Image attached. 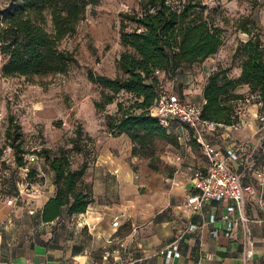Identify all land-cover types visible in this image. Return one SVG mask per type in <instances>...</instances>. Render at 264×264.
Returning a JSON list of instances; mask_svg holds the SVG:
<instances>
[{
    "label": "trees",
    "instance_id": "1",
    "mask_svg": "<svg viewBox=\"0 0 264 264\" xmlns=\"http://www.w3.org/2000/svg\"><path fill=\"white\" fill-rule=\"evenodd\" d=\"M99 2L10 0L0 10V55L5 57L1 75L30 79L65 72L76 57L60 46L61 41L75 34L78 24ZM207 7L203 0H138L136 7L120 12L119 39L124 50L116 59V67L121 75L90 73L89 78L100 87L101 98L94 101L97 110L115 101L120 94L132 99L127 106L122 99L118 101L116 112L106 114L105 119L112 132L129 137L133 152L148 146L155 137L171 138V131L176 127H163L150 113L160 87L167 82L155 70L167 73L166 78L174 80L175 89L184 97L178 87L182 82L181 73L215 57L224 43V29L214 16L204 14ZM235 27L248 38L239 39L230 65L218 66L202 84L200 116L223 126L239 122L244 106L250 101L258 103V112L264 115V38L253 32L255 22L248 18L238 20ZM235 64L240 69L236 76L229 73ZM244 86L247 90L239 91ZM5 138L13 149L9 157L18 166H25V154L33 152L53 171L56 191L42 209V220H53L62 210L69 215L86 211L92 201L91 187L82 179L88 164L83 158L74 165L70 153H80L85 139L92 140L81 126L75 128L70 149L41 146L39 150L26 151L21 146L23 138L18 126L14 130L8 128ZM258 158L262 159V151ZM27 170L26 185L29 186L39 178L33 165ZM18 193L19 190L12 196Z\"/></svg>",
    "mask_w": 264,
    "mask_h": 264
},
{
    "label": "crops",
    "instance_id": "2",
    "mask_svg": "<svg viewBox=\"0 0 264 264\" xmlns=\"http://www.w3.org/2000/svg\"><path fill=\"white\" fill-rule=\"evenodd\" d=\"M200 64L204 79L198 96L191 99L194 101L203 100L205 78L225 63L209 57ZM239 72L238 68L235 76ZM246 90L245 86L239 88ZM251 102L244 106L237 129L225 125L204 133L222 151L245 141L242 156L254 151L258 165L264 161L256 156L262 125L259 105ZM182 136L180 132L178 138ZM97 158L105 161L87 167L82 177L92 190L86 211L69 215L62 210L50 221L42 220L41 214L56 191L54 174L43 159L32 164L39 178L32 182L40 185L37 193L23 192L14 204H7L9 198L0 202V264H264V206L258 204L259 188L249 171L243 182L251 183L254 192L224 221L223 201L206 200L196 212L186 206L194 191L193 171L207 167L205 155L186 167L185 177L176 179L181 199L172 192L149 201L142 180L137 181L125 160L111 152ZM240 161H232L237 172L243 171ZM115 216H119L117 227L112 225ZM175 240L178 255L167 258L159 253Z\"/></svg>",
    "mask_w": 264,
    "mask_h": 264
},
{
    "label": "rangeland",
    "instance_id": "3",
    "mask_svg": "<svg viewBox=\"0 0 264 264\" xmlns=\"http://www.w3.org/2000/svg\"><path fill=\"white\" fill-rule=\"evenodd\" d=\"M137 1L100 0L92 11H88L86 18L78 24L75 34L61 41L60 46L72 51L76 57V61L70 63L63 73L34 76L30 79L23 76H2L1 66L5 57L0 55V202L10 198L17 190L27 192L28 170L25 168L39 161L18 166L12 156L4 154L8 147L13 152L5 138L6 130H14L17 126L22 133L21 146L30 151L39 150L41 146L53 149L64 146L70 149V139L79 125L83 133L89 134L92 140L85 139L80 153L70 152L74 165L85 158L88 167H93L100 160L97 157L111 152L126 161L127 166L136 174L138 182L142 180L145 200H157L172 192L176 199L183 197L182 191H177L176 179L185 177L186 167L193 160L197 161L204 156L202 146L192 138L191 131L184 132L183 138L179 139L180 131L176 126L171 131V138L155 137L148 146L133 152L129 137L112 132L105 119L106 114L116 112L118 101L122 99L127 106L132 99L120 94L102 110H97L94 106V101L101 98L100 87L90 80L89 74L108 77L121 75L116 67V59L124 50L119 39V14L136 7ZM9 2L10 0H0V10L6 8ZM203 2L208 6L204 14L214 16L216 23L224 29V43L214 57L224 61V66L230 65L232 51L239 39L248 38L246 33L235 27L238 20L245 17L255 22L253 32L264 38V0ZM236 65L231 67L230 74L238 72ZM179 78L182 82L178 87L182 89L185 98H196L204 79L201 64H194L181 73ZM176 86H172L175 91ZM260 123L262 129L259 132L256 156L261 151V145H264V123Z\"/></svg>",
    "mask_w": 264,
    "mask_h": 264
},
{
    "label": "built area",
    "instance_id": "4",
    "mask_svg": "<svg viewBox=\"0 0 264 264\" xmlns=\"http://www.w3.org/2000/svg\"><path fill=\"white\" fill-rule=\"evenodd\" d=\"M155 74L161 79H167L165 85L160 87L154 104L150 108V113L157 117L159 123L170 129L173 125L179 128L180 132L188 129L192 131L193 138L202 146L204 155L207 159V167L204 169H195L192 173L194 191L187 197L186 206L192 212L201 208L204 201L216 200L225 202V210L221 215L222 220L229 221L236 208L241 207L247 195L254 192L251 183H244L243 178L247 171L256 180L259 188L258 204L264 206V161L255 164L254 151L245 153L242 151L246 146L245 141H238L234 148L222 151L220 148L209 142L205 138L204 130L213 131L219 126H223L212 120L201 118L202 101L186 100L173 89L174 80L168 79L167 73L155 70ZM259 120L264 123V115L258 114ZM239 122L229 125L237 129ZM12 153L11 148L4 150L5 155ZM27 163H34L40 158L33 152L25 154ZM264 158V150H262ZM241 160L243 171L237 172L232 168V161ZM27 170V167L25 168ZM39 184L30 183L25 189L29 195H35L39 189ZM24 190H20L15 196L7 200V204H14ZM114 227L119 225V216H115L112 222ZM194 226V225H192ZM159 253L170 258L178 255V240L171 242L168 246L161 249ZM40 264H45L41 262ZM167 264V263H166Z\"/></svg>",
    "mask_w": 264,
    "mask_h": 264
},
{
    "label": "water",
    "instance_id": "5",
    "mask_svg": "<svg viewBox=\"0 0 264 264\" xmlns=\"http://www.w3.org/2000/svg\"><path fill=\"white\" fill-rule=\"evenodd\" d=\"M246 36V35H245Z\"/></svg>",
    "mask_w": 264,
    "mask_h": 264
}]
</instances>
